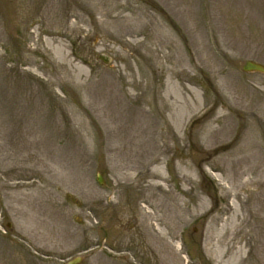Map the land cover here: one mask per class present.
<instances>
[{
    "label": "rangeland",
    "instance_id": "obj_1",
    "mask_svg": "<svg viewBox=\"0 0 264 264\" xmlns=\"http://www.w3.org/2000/svg\"><path fill=\"white\" fill-rule=\"evenodd\" d=\"M246 60L264 0H0V264H264Z\"/></svg>",
    "mask_w": 264,
    "mask_h": 264
},
{
    "label": "water",
    "instance_id": "obj_2",
    "mask_svg": "<svg viewBox=\"0 0 264 264\" xmlns=\"http://www.w3.org/2000/svg\"><path fill=\"white\" fill-rule=\"evenodd\" d=\"M99 58L104 62L108 61V56H106L105 54H100ZM242 70H244V71H256V72L264 73V64L257 62V61H253V60H246L242 65ZM97 180L100 183L103 182V179L100 176L97 177ZM81 260H82L81 256H76V257L70 259L69 261H67L66 264H77Z\"/></svg>",
    "mask_w": 264,
    "mask_h": 264
},
{
    "label": "bare ground",
    "instance_id": "obj_3",
    "mask_svg": "<svg viewBox=\"0 0 264 264\" xmlns=\"http://www.w3.org/2000/svg\"><path fill=\"white\" fill-rule=\"evenodd\" d=\"M151 159L154 160L155 159V156H152Z\"/></svg>",
    "mask_w": 264,
    "mask_h": 264
}]
</instances>
